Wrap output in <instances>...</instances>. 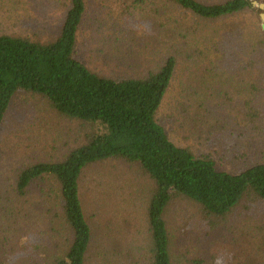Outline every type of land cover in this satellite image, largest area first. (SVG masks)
Here are the masks:
<instances>
[{"label":"rangeland","instance_id":"374dc122","mask_svg":"<svg viewBox=\"0 0 264 264\" xmlns=\"http://www.w3.org/2000/svg\"><path fill=\"white\" fill-rule=\"evenodd\" d=\"M63 1L0 0V36L53 42L66 19ZM87 6L76 54L90 70L143 79L176 57L157 114L170 139L196 156H211L220 171L231 174L264 163V80L247 59L264 11L211 22L172 0H133L130 15L113 0H88ZM220 34L223 39L214 41ZM92 132L38 94L14 96L0 132V264H51L66 257L73 235L55 179L34 183L24 197L15 188L21 170L61 161ZM154 185L140 164L121 159L85 170L81 200L92 233L85 264H148L147 210ZM165 220L176 264H264V201L245 198L217 223L204 220L199 204L178 197Z\"/></svg>","mask_w":264,"mask_h":264},{"label":"trees","instance_id":"16d2710c","mask_svg":"<svg viewBox=\"0 0 264 264\" xmlns=\"http://www.w3.org/2000/svg\"><path fill=\"white\" fill-rule=\"evenodd\" d=\"M113 1L124 15L132 14L133 0ZM172 1L187 14L211 22L259 14L262 10L253 3L264 4L262 0ZM87 4L88 0L62 2L67 9L66 19L58 38L49 44L0 36V132L13 98L20 92L46 98L60 115L81 121L93 131L85 145L70 151L61 161L42 162L21 170L15 190L24 197L34 183L48 177L55 179L73 240L66 257L51 264H85L92 239L81 200L85 170L109 159L138 163L155 183L147 210L151 239L148 264H176L165 220L174 199L184 197L199 204L205 221H226L245 198L264 201V163L231 174L220 171L211 156H196L170 139L157 114L173 80L176 57H169L158 71L143 79L108 78L90 70L76 54ZM223 36L220 34L214 41H221ZM249 44L248 65L258 70V78L264 80L262 26L258 34H252ZM240 52L246 55L245 49ZM238 157L242 156L235 159Z\"/></svg>","mask_w":264,"mask_h":264},{"label":"water","instance_id":"95a60500","mask_svg":"<svg viewBox=\"0 0 264 264\" xmlns=\"http://www.w3.org/2000/svg\"><path fill=\"white\" fill-rule=\"evenodd\" d=\"M253 5H254V6H259V8H260L262 11H264V4H259V5H258L257 2H254ZM261 18H262V20L264 21V14L261 15ZM262 29H263V31H264V24H263V26H262Z\"/></svg>","mask_w":264,"mask_h":264}]
</instances>
